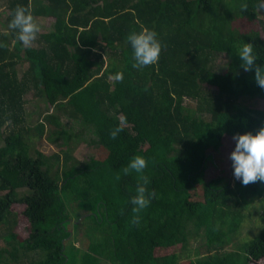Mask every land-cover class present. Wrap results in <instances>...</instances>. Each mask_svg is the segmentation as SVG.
<instances>
[{
	"label": "trees",
	"instance_id": "1",
	"mask_svg": "<svg viewBox=\"0 0 264 264\" xmlns=\"http://www.w3.org/2000/svg\"><path fill=\"white\" fill-rule=\"evenodd\" d=\"M0 3L8 15L7 25L0 22V230L19 243L0 248V264H17L19 250L41 256L30 264L264 263V217L253 239L238 240L244 209L257 198L264 216V181L207 176L209 160L222 157L234 135L264 128V106L242 104L264 103V88L238 56L243 43H252L264 66L257 0ZM18 6L56 19L37 46H23L9 27ZM144 27L158 33L163 47L157 63L137 69L127 36ZM222 55L228 60L219 69ZM31 93L47 107L34 128L26 112ZM117 126L123 130L112 139ZM32 131L59 150L33 151ZM81 141L102 155L80 162L71 150ZM135 155L148 167L125 175ZM141 175L155 197L136 213L131 197ZM17 204L29 222L25 240L15 231ZM191 239L200 243L194 254Z\"/></svg>",
	"mask_w": 264,
	"mask_h": 264
},
{
	"label": "clouds",
	"instance_id": "2",
	"mask_svg": "<svg viewBox=\"0 0 264 264\" xmlns=\"http://www.w3.org/2000/svg\"><path fill=\"white\" fill-rule=\"evenodd\" d=\"M240 7L242 10H246L248 5L243 3ZM257 7L261 10L264 9V0H257ZM9 27L16 30V39L25 47L31 46L41 31V26L33 12L23 6H18L15 9ZM127 41L132 49L133 68L142 69L159 61L163 45L155 30L147 27L139 31L133 30L128 34ZM238 56L244 70L254 71L258 86L264 88V66L256 63L258 54L254 51L253 44L243 43L238 49ZM116 79L122 80L123 73H118ZM122 130V126L112 129L111 138L115 139ZM233 139L235 147L230 153V159L234 177L243 185L257 180L264 181V128L255 133L236 134ZM147 167V159L142 155H135L123 171L125 175L132 172L142 174ZM141 179L143 182L137 184L135 194L131 197V204L134 206L133 212L136 213L146 208L151 203V199L155 197V193L149 192L147 189L148 177L141 175ZM136 219L138 217L134 218V222Z\"/></svg>",
	"mask_w": 264,
	"mask_h": 264
},
{
	"label": "rangeland",
	"instance_id": "3",
	"mask_svg": "<svg viewBox=\"0 0 264 264\" xmlns=\"http://www.w3.org/2000/svg\"><path fill=\"white\" fill-rule=\"evenodd\" d=\"M4 11H6V8H4V5L0 3V22H4L7 25L6 19L8 15L4 13ZM35 19L41 26V31H40L41 33H45L50 31L51 29L52 30L55 29V23H56L55 18L45 15H37ZM260 20L261 22L259 28L262 29V27H264V10L260 11ZM6 28L4 30H6ZM33 45L36 46L37 44L33 43ZM227 60H228L227 56L225 55L220 56L217 60V68L223 69L225 67ZM242 104L250 108H256V109L263 108L264 106L263 101L259 99H245L242 101ZM46 110H47L46 102L43 98L34 96L32 93L26 96L27 119L29 120L32 128H34L37 125V123L40 122L39 120H42V118L46 114ZM56 114L61 117V119L65 124H68L67 126L73 125L74 132H78L79 128H81L79 127V125L73 124L74 122L68 117L67 114L61 112H56ZM2 131L3 129L0 128V146L4 144L2 141L3 138ZM34 131H32L34 137L32 140L29 141V143L32 145L33 151L37 149L49 156L59 150L55 145L47 141L46 136L43 138H37L34 135ZM91 137H92L91 134H88L85 138L90 139ZM229 143L230 144L223 145L222 153H221L222 157L217 155L218 156L217 160L216 159L209 160L207 167L208 180L217 178L220 175H222L225 179H227V181L234 182V180H236V178L233 175L232 161L230 159V153L233 151L235 147V143L233 142H229ZM97 148H98L97 146L89 145L87 141H81L79 144H77L76 147L72 148L71 152L73 156L77 158V160H79L80 162H86L92 155L94 156L98 155V158L100 157V155H102L100 154L101 152ZM28 191L29 190L27 189H20L18 190V194L23 195L25 193H28ZM259 199L260 198H257L252 204H250L248 207L244 209V213L246 214V219L239 233L238 240L240 242H244L245 240L250 241L262 229L261 228L263 226L262 220L264 216H263L262 204ZM24 208L25 207L20 204L14 206V209L17 211L18 214H20L19 224L15 230L16 233L19 235L20 240H25L26 238H28L30 233L29 222L27 219L24 218V216L21 215ZM5 232H6L5 230H0V248H6V247L9 248L12 245V243L16 245L18 244L19 247V243L17 240L16 242L9 241L8 237L4 238L2 236L3 234H5ZM76 244H79V242ZM197 246H200L198 240L191 239L189 249L193 252V254ZM229 249L233 250V246H230ZM184 254L186 255L187 253ZM17 256H18L17 264H30L31 262H34L37 259H40L41 257L40 256L38 258V255L34 252L26 253L23 250L17 251Z\"/></svg>",
	"mask_w": 264,
	"mask_h": 264
},
{
	"label": "crops",
	"instance_id": "4",
	"mask_svg": "<svg viewBox=\"0 0 264 264\" xmlns=\"http://www.w3.org/2000/svg\"><path fill=\"white\" fill-rule=\"evenodd\" d=\"M50 31H52V29H51ZM50 31H48V32H50ZM48 32H45V33H41V32H39L38 36H40L41 34H42V35H45V34L48 33ZM36 46H37V45H36Z\"/></svg>",
	"mask_w": 264,
	"mask_h": 264
}]
</instances>
